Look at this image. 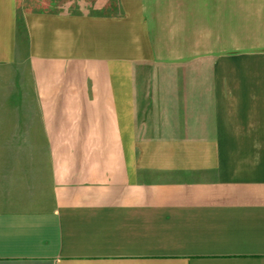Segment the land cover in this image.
I'll return each instance as SVG.
<instances>
[{"label": "crops", "instance_id": "0c3cea01", "mask_svg": "<svg viewBox=\"0 0 264 264\" xmlns=\"http://www.w3.org/2000/svg\"><path fill=\"white\" fill-rule=\"evenodd\" d=\"M117 1L0 0L51 160L1 165L0 264H264V0Z\"/></svg>", "mask_w": 264, "mask_h": 264}, {"label": "rangeland", "instance_id": "374dc122", "mask_svg": "<svg viewBox=\"0 0 264 264\" xmlns=\"http://www.w3.org/2000/svg\"><path fill=\"white\" fill-rule=\"evenodd\" d=\"M18 12L23 10L68 14L107 15L119 12L117 0H18ZM37 101L30 71L24 60L12 64H0V168L10 164L14 168L27 165V170L10 171L6 183L18 184L23 173L33 164L40 168L43 188L49 182L51 160L46 140L38 134ZM36 130V137L33 136ZM3 172H0V174Z\"/></svg>", "mask_w": 264, "mask_h": 264}]
</instances>
